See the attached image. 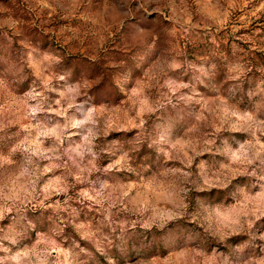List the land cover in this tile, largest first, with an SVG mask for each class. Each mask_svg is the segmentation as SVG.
I'll use <instances>...</instances> for the list:
<instances>
[{
  "label": "rangeland",
  "instance_id": "obj_1",
  "mask_svg": "<svg viewBox=\"0 0 264 264\" xmlns=\"http://www.w3.org/2000/svg\"><path fill=\"white\" fill-rule=\"evenodd\" d=\"M0 264H264V0H0Z\"/></svg>",
  "mask_w": 264,
  "mask_h": 264
}]
</instances>
